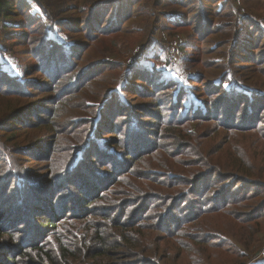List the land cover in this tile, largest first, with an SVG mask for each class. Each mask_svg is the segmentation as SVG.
<instances>
[{
	"label": "trees",
	"instance_id": "trees-1",
	"mask_svg": "<svg viewBox=\"0 0 264 264\" xmlns=\"http://www.w3.org/2000/svg\"><path fill=\"white\" fill-rule=\"evenodd\" d=\"M130 1L70 0L69 6H56L67 15L55 19L49 11L55 5L48 0H0V264H182L189 244H182L180 257L163 251L162 244L186 223L218 215L260 226L264 218V33L244 41L252 30L245 36L236 32L230 67L204 63L183 84L166 76L169 66L160 69L152 61L156 55L149 70L138 63L119 72L121 64L106 53L95 59L90 53L104 35L116 32L123 5L129 11ZM32 2L50 20L53 33L36 30L41 14L29 10ZM198 3L191 5L197 7L193 17L182 16L181 24L192 21L195 32L213 29L212 9L204 8V0ZM215 7L227 12L223 3ZM14 17L21 19H8ZM256 45L259 51L252 50ZM239 49L251 58L242 59ZM11 50L9 61L4 53ZM189 58L182 62L201 64ZM243 69H254V77L263 79L248 85L244 80L250 76L236 73ZM162 91L164 97L155 103L160 110L167 107L168 115L148 113V102L131 105L124 96ZM121 95L127 104L122 105ZM117 101L114 108L120 111L115 119L108 117ZM141 116L159 123L153 126L155 121ZM118 118L121 127L129 126L127 149L114 136L111 145L104 137ZM140 126L155 127L156 135L148 130L140 138ZM151 155L159 158L150 163L151 170L136 169L137 161ZM127 174L154 183L130 182L127 199L103 208L100 201ZM156 202H162L163 211L153 210ZM185 205L187 213L175 218V208ZM94 214L101 219L94 221ZM170 218L176 221L165 225ZM61 231H66L63 238ZM209 236L190 235L206 246L203 256L213 252L221 264H247L220 244L223 240L217 243V235ZM201 256L190 259L203 264Z\"/></svg>",
	"mask_w": 264,
	"mask_h": 264
},
{
	"label": "rangeland",
	"instance_id": "rangeland-1",
	"mask_svg": "<svg viewBox=\"0 0 264 264\" xmlns=\"http://www.w3.org/2000/svg\"><path fill=\"white\" fill-rule=\"evenodd\" d=\"M178 1L179 0H132L130 1L131 8L129 11H127V8L125 5H123L125 15H123V19L120 21V23L116 25V32H113L114 34L107 36L104 35V38H102L100 41H97L94 44L95 46L93 45L90 53L91 58H99L100 56H103L102 54L106 53L108 59L115 63L121 64V69L119 68L118 70L119 72L128 71L131 69V67L137 66L138 63H142L141 66L145 70H149L153 61L157 63L160 69H163L162 67L169 66L170 70L166 73V76L172 77L180 84H183L188 77V73H195L197 69L199 70L200 68H203L204 63L212 65V67L218 65L230 67L228 59L230 55L233 54V51H235L233 42L236 32L240 31V35L245 36L244 32L252 30L251 32L247 33L246 38L243 37L244 41L249 40V35L255 39L260 31L264 33V0H204V8L207 10L212 9V12L215 15V22L213 21L215 27L209 30H202L201 32L194 31L193 25H191L192 21L187 23L188 25L185 26H183L184 24H181L182 16L187 20L193 17L192 12L197 10L198 5L200 6L198 3L199 0H186L187 4L185 5L179 4ZM48 2L55 5L49 9L55 19H60V17L67 15L66 13L60 14L61 12L56 10V6L71 5L70 0H48ZM218 3H223V8L226 9L227 12H217V7L215 6ZM191 5H197V7ZM29 10H35L41 14V19H39V27L36 30L42 34L53 33L51 31L52 24L50 20L45 16L36 3L32 2L29 6ZM110 17L111 14H109V16L106 18V22L110 20ZM8 19L19 21L21 17ZM36 25L37 24H35L33 28H35ZM58 34L60 37L62 36L61 33ZM68 35L75 37L76 34L71 33ZM0 41H2L0 43H3L1 38ZM12 43L15 45L16 49H23V47L17 42ZM88 44L89 43H87V45ZM247 46H249V44H247ZM85 48H87V46H84L82 51ZM260 49L261 48H257L256 45L252 50L259 51ZM144 51H146V53L142 58ZM12 52L13 51L11 50L4 53L5 58L9 61L12 60V57L14 58V52ZM237 55L242 59H249L251 58L252 54L242 52L239 49ZM154 56L157 60L151 61L150 58L152 57L153 59ZM185 57H190L189 59L193 58V61H200L201 64L198 62L195 64L188 61L182 62ZM253 71L254 69H243L241 71L237 70L236 73L241 77H243V75L246 77L250 76L249 80L244 81L248 85H252L251 83H254L256 78L263 79V77L260 75L254 77V74L252 73ZM165 91H172V89ZM165 91H162L158 94L155 93V96H153L152 93H145V96H140L137 95L136 92L131 94L127 93L124 94V96L129 99L128 104L131 105H135L137 103L145 104L148 102L150 104V106L147 107L148 113L156 114L160 111V113L162 112L163 115H168L170 110H168L167 107L160 110L159 104L155 103V99L164 97ZM124 96H120L122 105L127 104L126 101H124L125 99L123 100ZM117 105H120L119 101L116 102L113 108ZM113 108H108L106 114H109L108 117L111 115L112 118L115 119L116 113L120 111V108ZM141 117L147 121H155L153 126H156L159 123V120L156 118H146L147 116ZM121 119L122 118L112 120V124L108 128L107 133L104 134V137H108L107 139H110V141H107V143L111 145V143L116 144L115 141H111L112 137L114 136V138H117L122 142V147L127 149L128 142L126 138L129 134V126L121 127ZM117 125L118 131L122 132H118L116 130L115 127ZM195 126L196 124L193 125V127ZM122 128L123 130H121ZM139 129L140 132L137 135L140 138H146L148 130H153L155 135L157 131L155 127L148 128L146 126H140ZM145 131L146 133L143 134ZM154 139H156L158 142L157 136H155ZM209 141H212V139ZM167 142L168 138L164 140V143ZM124 144L126 146H123ZM212 145H215V142H213ZM114 148L115 150L120 149L116 146H114ZM109 149L113 148L109 147ZM125 156H127V154H125L124 157ZM132 158L138 160V157ZM153 159L159 158L156 155H151L137 161L135 164L136 169L139 170L141 168V170H151L152 167L150 163L153 162ZM102 162L104 161L102 160ZM97 165H101L99 167L102 170H105L104 164L97 161ZM164 179L162 181H165ZM106 182L112 183V180H109L106 176ZM130 182L137 183L140 187L142 186L141 182L147 184L154 183L148 179L140 180L134 174H127L124 178V181L114 184L108 197L100 201V203L103 205V208L115 203L116 201L119 202L127 199L128 196L124 194V191L129 189L128 184ZM182 188L184 189V186H182ZM100 203L97 205H101ZM156 203L158 206H156V208L153 210L163 211L162 202ZM37 206L40 208V205ZM186 207V205L177 206L174 212L176 215L175 218L179 217V215H185L187 213L185 211ZM231 209H238L239 211L241 210V208L238 206H231ZM92 210V212L97 211L98 214H101L100 210ZM92 217H94V221H99L101 219L100 216H96L95 214ZM203 217L204 216H202V218ZM173 221H176V219L170 218L166 221L165 225H173ZM183 229L184 230L182 232L174 236L176 238L166 237L165 242L162 244V247L164 248L163 251L168 254H173L174 257L175 255H179L180 257L182 244H189V247L191 246L189 251L190 256L202 255L201 260L203 264H221L220 257L213 252L203 256V249L206 248V246L202 244H196L190 238V235L197 233L210 235L206 239L212 238V235H217L215 237V241L219 243L221 240H223V242L220 244L224 243L227 248L233 250L239 257H241L242 261H247V264H264V218L261 219L260 226H256L254 223H239L235 221L230 222L223 220L218 215H209L205 216L202 220L195 224L186 223V226ZM59 231L60 230H58V232ZM65 235L66 231L62 232L58 236L63 238ZM154 235L161 237L160 232H154ZM53 238L55 240L56 237L49 235V239ZM189 247L187 249H189ZM178 248H180V251ZM187 249H183L184 254L181 255L179 259L180 262H182V264H195L196 261H192L190 256H187Z\"/></svg>",
	"mask_w": 264,
	"mask_h": 264
},
{
	"label": "built area",
	"instance_id": "built-area-1",
	"mask_svg": "<svg viewBox=\"0 0 264 264\" xmlns=\"http://www.w3.org/2000/svg\"><path fill=\"white\" fill-rule=\"evenodd\" d=\"M264 255V254H263Z\"/></svg>",
	"mask_w": 264,
	"mask_h": 264
}]
</instances>
